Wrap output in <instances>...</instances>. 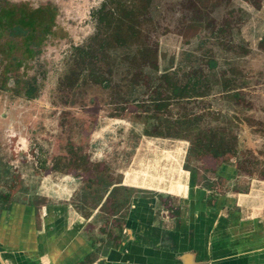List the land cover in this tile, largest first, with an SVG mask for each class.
Wrapping results in <instances>:
<instances>
[{"label": "rangeland", "instance_id": "obj_1", "mask_svg": "<svg viewBox=\"0 0 264 264\" xmlns=\"http://www.w3.org/2000/svg\"><path fill=\"white\" fill-rule=\"evenodd\" d=\"M137 1L0 0L1 209L71 205L116 242L153 196L126 174L179 142L199 185L264 191V0Z\"/></svg>", "mask_w": 264, "mask_h": 264}, {"label": "crops", "instance_id": "obj_2", "mask_svg": "<svg viewBox=\"0 0 264 264\" xmlns=\"http://www.w3.org/2000/svg\"><path fill=\"white\" fill-rule=\"evenodd\" d=\"M183 144L170 157L156 147L154 171L126 174L129 187L153 196L130 198L116 242L89 236L71 205L0 208V264H264V191L219 196L199 185ZM219 171L229 175L226 165Z\"/></svg>", "mask_w": 264, "mask_h": 264}, {"label": "trees", "instance_id": "obj_3", "mask_svg": "<svg viewBox=\"0 0 264 264\" xmlns=\"http://www.w3.org/2000/svg\"><path fill=\"white\" fill-rule=\"evenodd\" d=\"M195 2L197 1L198 2V5H196L198 8V11L204 7V9L201 11V13L204 15L206 12L205 10L208 8L207 6H204V3L207 4V2H209L210 0H194ZM207 1V2H206ZM150 3V0H138L137 1V4L139 5L138 7L141 9V10H144L146 11L147 8H148V5ZM197 4V3H196ZM197 11V10H196ZM197 11V12H198ZM200 12V11H199ZM112 17L114 16V13L111 14ZM138 20V19H137ZM139 22V21H138ZM114 34V33H113ZM136 37V35H135ZM116 38V42L120 45H123L125 43V40L123 38L120 37H114ZM108 53V50L105 51V55H107ZM140 54L143 55V59L148 62H152L153 59H155V55H154V52L151 50V49H145L144 52L143 51H140ZM211 149V148H210Z\"/></svg>", "mask_w": 264, "mask_h": 264}, {"label": "flooded vegetation", "instance_id": "obj_4", "mask_svg": "<svg viewBox=\"0 0 264 264\" xmlns=\"http://www.w3.org/2000/svg\"><path fill=\"white\" fill-rule=\"evenodd\" d=\"M223 161V160H222ZM223 164V163H222ZM221 163H220V166L222 165Z\"/></svg>", "mask_w": 264, "mask_h": 264}]
</instances>
